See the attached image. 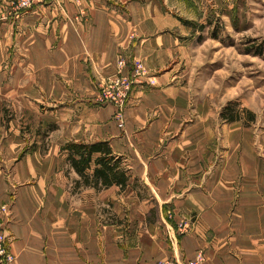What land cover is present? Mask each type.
Returning a JSON list of instances; mask_svg holds the SVG:
<instances>
[{"label":"crops","instance_id":"0c3cea01","mask_svg":"<svg viewBox=\"0 0 264 264\" xmlns=\"http://www.w3.org/2000/svg\"><path fill=\"white\" fill-rule=\"evenodd\" d=\"M9 1L0 0V208L13 199V264H186L198 251L202 264H264V170L237 132L230 149L227 130L240 123L219 145L210 108L189 106L174 68L133 85L124 126L99 101L120 53L162 69L181 52L141 38L160 27L159 0H46L19 18ZM131 34L140 44L128 45ZM52 123L58 139L46 141ZM71 141H107L126 185L95 177L99 153L79 174L63 148Z\"/></svg>","mask_w":264,"mask_h":264},{"label":"rangeland","instance_id":"374dc122","mask_svg":"<svg viewBox=\"0 0 264 264\" xmlns=\"http://www.w3.org/2000/svg\"><path fill=\"white\" fill-rule=\"evenodd\" d=\"M159 2L164 11L160 27L141 38L156 42L160 41L156 39L160 37L163 40L157 45H182L181 52H176L162 69L151 67L142 58L126 52L123 54L127 60L124 73H131L136 59L144 64L146 77L158 76L174 68L181 84L190 92L189 106L194 109L197 104L206 103L210 108L218 144L221 145L228 134L231 149L237 132L241 143L246 141V149L251 147L253 153L260 156L261 169L264 170V0ZM130 37L128 45L140 44L138 35L131 34ZM260 46L263 47V54L257 52ZM230 103L233 114L240 113L239 120L229 121L222 116ZM107 105L116 106L113 103ZM249 111L254 113V120L250 118ZM6 114L8 119L12 117L9 110ZM123 116L124 126L125 111ZM233 122L240 123L242 130L230 126L226 134V125ZM56 127V124H47L42 137L46 141L51 138L57 140V134H54L58 132L54 131ZM248 142L250 145H247ZM227 147L217 146L219 155H223Z\"/></svg>","mask_w":264,"mask_h":264},{"label":"built area","instance_id":"2783aa9c","mask_svg":"<svg viewBox=\"0 0 264 264\" xmlns=\"http://www.w3.org/2000/svg\"><path fill=\"white\" fill-rule=\"evenodd\" d=\"M46 0H10L11 13L15 18H19L20 15L32 9L36 4L43 3ZM2 19L3 16H0ZM127 67V60L124 55L118 57L117 63V73L114 79L107 82L102 86L99 101L108 104L113 103L117 107L115 114L116 119L120 126H123L124 122V105L128 100L131 93L133 85L140 81L142 78L146 77V68L140 60H134L132 65L133 69L130 74H125L124 70ZM13 199L11 198L9 202L4 203L0 210V264H13L15 260V255L11 249L10 237L7 235L6 231L8 229V224L11 219V205ZM172 217V213H170ZM195 216H192L186 221L179 222L178 230L180 233H185L192 227L195 223ZM205 260V254L203 251H198L194 258L188 260L186 264H202ZM152 264H180L176 259H159Z\"/></svg>","mask_w":264,"mask_h":264},{"label":"trees","instance_id":"16d2710c","mask_svg":"<svg viewBox=\"0 0 264 264\" xmlns=\"http://www.w3.org/2000/svg\"><path fill=\"white\" fill-rule=\"evenodd\" d=\"M257 50L258 53L263 54L262 46ZM232 110L233 107L230 103L223 110L222 116L229 121L239 120L241 116L240 113L233 114ZM228 113L232 115H228ZM249 114L251 115L250 118L254 120V113L249 111ZM63 148L69 150L70 162L79 174L85 175L86 170L91 167L93 155L99 153V156L95 158V163L100 165V167L95 169V177L98 180L100 179L104 186L110 185L113 182H117L121 184V186L126 185L128 176L126 172L120 168L122 159L113 154L112 148L107 141H96L92 143L71 141L66 143ZM88 181L86 177V182Z\"/></svg>","mask_w":264,"mask_h":264}]
</instances>
